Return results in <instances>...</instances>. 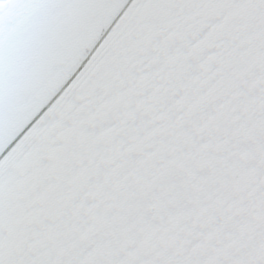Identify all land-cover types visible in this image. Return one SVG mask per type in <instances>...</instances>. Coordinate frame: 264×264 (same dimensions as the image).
<instances>
[{"label": "water", "instance_id": "obj_1", "mask_svg": "<svg viewBox=\"0 0 264 264\" xmlns=\"http://www.w3.org/2000/svg\"><path fill=\"white\" fill-rule=\"evenodd\" d=\"M0 264H264V0L2 2Z\"/></svg>", "mask_w": 264, "mask_h": 264}, {"label": "trees", "instance_id": "obj_2", "mask_svg": "<svg viewBox=\"0 0 264 264\" xmlns=\"http://www.w3.org/2000/svg\"><path fill=\"white\" fill-rule=\"evenodd\" d=\"M4 0H0V3L3 2Z\"/></svg>", "mask_w": 264, "mask_h": 264}]
</instances>
